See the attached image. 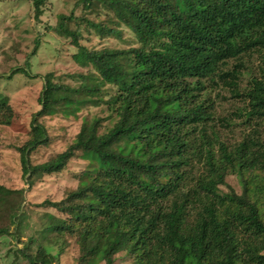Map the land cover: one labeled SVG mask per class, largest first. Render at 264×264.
<instances>
[{"label": "trees", "instance_id": "obj_1", "mask_svg": "<svg viewBox=\"0 0 264 264\" xmlns=\"http://www.w3.org/2000/svg\"><path fill=\"white\" fill-rule=\"evenodd\" d=\"M45 3L30 0L36 20ZM50 29L80 71L39 74L22 175L33 184L79 152L87 165L61 199L36 204L62 214L40 213L39 238L22 239L23 188L0 183L13 264H58L68 236L77 264H264V0H75ZM1 94L0 125L16 127ZM98 107L66 149L32 160L50 143L42 117Z\"/></svg>", "mask_w": 264, "mask_h": 264}, {"label": "rangeland", "instance_id": "obj_2", "mask_svg": "<svg viewBox=\"0 0 264 264\" xmlns=\"http://www.w3.org/2000/svg\"><path fill=\"white\" fill-rule=\"evenodd\" d=\"M75 0H46L42 6L43 13L36 20L30 0H0V74H8L13 68L23 67L26 72L15 73L10 79H0V92L7 98L16 115L18 126L11 127L0 125V183L11 188H23V203L26 216L23 223L22 239L27 236L40 237L42 230L40 213L49 212L61 216L53 208H41L39 204L45 199L59 200L65 193L78 184L74 175L81 171L87 160L76 153L67 162L66 167L53 174H45L28 184L22 175V169L17 147L28 138L27 126L31 115L38 109V92L41 86V77L48 70H56L58 74L69 71H80L78 67L71 66L70 53L60 50L61 38L56 36L53 29L59 13H68L73 7ZM78 14V10H76ZM87 37L88 35L85 34ZM126 36V34H125ZM40 39V46L36 53L29 56L34 46L35 39ZM87 44H99L95 35L81 40ZM111 45H126L124 41L112 38L107 41ZM67 54V55H66ZM69 58H68V57ZM28 63L26 64V60ZM72 61V60H71ZM71 65H69V64ZM33 74L36 76H30ZM229 104V103H227ZM100 112L99 107L85 109L78 116L65 117L60 113L42 117L40 120L47 128L50 143L39 147L32 152L34 162H42L53 158L57 153L63 151L74 140L84 119L92 116V112ZM78 154V155H77ZM227 182L239 190L238 182L234 176H228ZM24 210V208H23ZM38 212V213H37ZM39 214V215H38ZM26 225V226H25ZM69 245L65 252L59 256L58 264H77L80 244L78 237L68 236ZM5 241V242H4ZM9 237L0 239V264H13L14 255L8 253ZM16 243V241H15ZM17 247H20L16 243ZM56 253L54 248H50ZM120 254L114 264H123ZM15 264H30L20 259ZM55 264V263H52ZM93 264H104L99 258Z\"/></svg>", "mask_w": 264, "mask_h": 264}]
</instances>
